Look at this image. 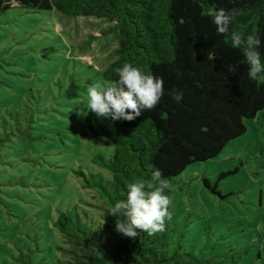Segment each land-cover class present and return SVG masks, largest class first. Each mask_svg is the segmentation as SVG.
<instances>
[{
  "label": "rangeland",
  "instance_id": "obj_1",
  "mask_svg": "<svg viewBox=\"0 0 264 264\" xmlns=\"http://www.w3.org/2000/svg\"><path fill=\"white\" fill-rule=\"evenodd\" d=\"M112 25L54 10L0 14V264L68 260L53 226L58 212L77 205L93 220L101 212L102 201L76 172L100 171L92 159H108L113 148L103 137L81 140L78 126L89 112V86L108 85L101 73L115 59ZM71 76L86 88L74 100L63 95ZM245 127L171 188V236H182L198 258L264 264V137L256 119ZM98 264L112 263L103 254Z\"/></svg>",
  "mask_w": 264,
  "mask_h": 264
},
{
  "label": "trees",
  "instance_id": "obj_2",
  "mask_svg": "<svg viewBox=\"0 0 264 264\" xmlns=\"http://www.w3.org/2000/svg\"><path fill=\"white\" fill-rule=\"evenodd\" d=\"M12 8L110 22L118 45L103 79L116 81L117 70L129 63L164 80L157 106L136 119L112 121L89 110L79 123L81 140L103 137L113 154L92 159L100 171L76 172L82 188L102 201L101 212L95 220L77 205L58 212L53 226L69 248L63 250L68 260L57 263L98 264L106 254L112 264H230L217 254L198 258L184 249L182 236L173 239L172 202L165 231L135 238L115 231L116 217L106 212L126 198L130 183L150 175L148 164L162 170L172 188L188 166L218 157L241 136L246 120L256 119L264 137V82L249 78L243 50L231 46L229 34L218 35L207 15L209 8L235 9L230 30L258 35L264 59V0H0V14ZM237 62L235 74L228 72ZM174 89L183 92L179 103L169 95ZM85 91L71 76L63 95L74 100Z\"/></svg>",
  "mask_w": 264,
  "mask_h": 264
},
{
  "label": "clouds",
  "instance_id": "obj_3",
  "mask_svg": "<svg viewBox=\"0 0 264 264\" xmlns=\"http://www.w3.org/2000/svg\"><path fill=\"white\" fill-rule=\"evenodd\" d=\"M207 15L212 18L218 35L229 34L231 46L243 50L249 66V78L264 82V59L259 51V36L230 30L236 17L235 9L226 11L223 8H209ZM238 65L239 62L229 64L228 72L235 74ZM117 72L116 81L108 85L97 82L89 86L88 110L97 117L111 118L112 121H132L145 110L151 111L157 106L164 95L162 77L151 72L145 73L129 63H125ZM177 74H180L179 71ZM169 95L176 103L183 99L182 91L174 89ZM146 167L150 175L130 183L126 198L118 200L106 212L116 217L115 231L130 238L137 237L141 232L149 235L163 232L166 230V221L171 219V201L166 194L171 182L154 165L148 164Z\"/></svg>",
  "mask_w": 264,
  "mask_h": 264
}]
</instances>
